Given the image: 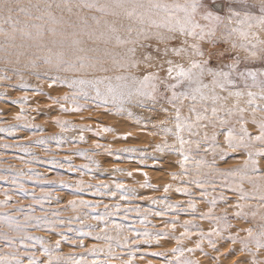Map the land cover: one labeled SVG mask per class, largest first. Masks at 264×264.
Returning <instances> with one entry per match:
<instances>
[{"label":"snow or ice","instance_id":"6c2138e0","mask_svg":"<svg viewBox=\"0 0 264 264\" xmlns=\"http://www.w3.org/2000/svg\"><path fill=\"white\" fill-rule=\"evenodd\" d=\"M28 77L41 83L33 86ZM13 79L24 95L11 100L20 109L12 117L15 123L0 125V133L30 129L32 136L28 144L0 143V149L15 148L32 159L21 157L26 169L0 167V182L10 186L0 189V264H133L141 244L159 247L161 241L173 245L149 253L161 264H264V0H0V82ZM44 85L66 91L53 96L43 92ZM29 90L32 96L45 95L49 109L127 120L153 141L115 150L94 141L89 154L75 147L86 142L85 132L113 133L119 140L133 133H116L99 121L94 130L60 115L52 117L60 134L36 136L43 128L25 112ZM5 99L7 92H0V101ZM39 109L31 111L39 114ZM70 132L79 135H64ZM49 141L72 145L71 155L87 162L74 166L66 156L42 163L66 166L81 177L100 168L93 159L100 149L117 160H138L136 170L144 177L139 187L152 192L160 189L140 166L151 161L163 167L175 156L178 170L168 173L172 183L163 185L159 197L139 195L115 180L47 181L119 197L104 204L103 212H89L100 203L82 198L49 211L44 204L59 198L44 188L37 196L27 187L45 179L30 167L36 162L31 147ZM230 159L238 163L221 167ZM169 192L187 199L173 203ZM13 196L30 197L31 203H14ZM137 200L150 207L133 205ZM69 209L72 215L65 218L62 212ZM130 213L136 214L133 223H127ZM182 215L188 218L181 221ZM168 216L172 219H164ZM149 217L160 218L162 227L149 231ZM233 220L248 226L237 228ZM85 237L103 246L85 247ZM63 244L83 251L65 254Z\"/></svg>","mask_w":264,"mask_h":264},{"label":"rangeland","instance_id":"374dc122","mask_svg":"<svg viewBox=\"0 0 264 264\" xmlns=\"http://www.w3.org/2000/svg\"><path fill=\"white\" fill-rule=\"evenodd\" d=\"M28 80L29 83L32 84L33 86L41 83V81H38L32 77H28ZM14 85H16L15 79H13L10 82L9 81L0 82V92H7L8 94V99L0 101V125L15 123L12 117L20 109V106L13 105L11 103V100L21 95H24V90L19 89L18 87L14 88L13 87ZM65 91L66 89L64 88L50 90L47 87V85H44L43 87L44 93H48L53 96L63 95ZM28 95H29V101L28 104L25 106V112L29 116H35V120H33L32 122L40 125L43 128V132L42 133L37 132L36 136H39L41 134L44 136H53L60 134L59 128L52 122V117L60 115L63 119L70 120L75 124H89L92 126L94 130L96 129L97 126L96 122L99 121V123L102 125L111 126L115 128L116 133L123 134L129 131L133 133L132 138H129L127 140H119V139H114L113 133H102L101 136L97 137L94 134V131L85 132L84 135L86 142L77 143L75 147L83 150H89V154H91L92 151L91 145L94 141L104 144L105 146L110 144L113 150L119 148H125V147L144 148L147 144H149V142L153 141L152 137L147 136L144 133L138 132L136 128L127 120L113 118L107 115L99 116L89 112H84L82 114L61 113L55 107H53L52 109L45 107L46 105L49 104V101L46 99L45 95L41 94V95L32 96L31 90L28 91ZM37 105L40 106L39 114L31 111V109L35 108ZM81 116H83L84 119H82ZM64 135L68 137H78L79 133L70 132ZM29 136H32V130L30 129L17 131L12 136H9L7 133H0V143L28 144L27 137ZM36 136H33V139H35ZM45 147L49 149L47 153L43 151V148ZM73 150H74L73 146L69 144H64L60 147H57L55 141H49L48 144L43 146L31 147V151L35 155L36 162L32 163L30 167L34 172L40 173L45 179L36 183L29 182L27 187L29 191L34 190L37 196L41 194L40 189L44 188L45 191L51 192L52 198H57V197L59 198V203H56L55 200L53 199L52 202L50 203L46 202L44 204V208L49 211H55L58 208H63V206L67 204L68 200L82 198L92 204L100 203V207L98 209H88L89 212H93V213L103 212L104 204H109V205L114 204L119 200V197L110 198V197L93 196L88 190H85L83 193H80L76 189L62 188L59 184H49L47 183V181L57 180L58 178L61 177L67 180L83 179L85 184H96L99 181H103L105 183H111L113 180H115L124 183L128 187H135L139 195H145V196L152 195L159 197L164 195L163 185L165 183H172L168 173L178 170L177 167L175 166V161L177 159V157L175 156L167 157L165 159L163 167L153 166L151 164V161H148L146 166H140L141 171L147 172L149 181L160 189V191L158 192H152L150 189H142L139 187V184L143 182L144 177L140 174L139 171L136 170L138 166V160L136 159L130 160L127 158H121L117 160L115 156H108L107 154H105L103 149L97 150V154L93 156V159H95L100 164V168L97 169L93 167L92 172L90 174L84 175L82 177L79 175V173H69L67 171L66 166L64 168H57L53 165L42 163V161H46L52 158H55L57 160H63L66 156L72 160L74 166H78L80 164L87 162L83 158L71 155ZM125 155H129V154H125ZM21 157H23L24 160L32 159V157L26 156L25 154L21 153L18 149L15 148L6 149V150L0 149V167H4V168L12 167L13 169H26L28 166L22 162ZM236 163H238V160L230 159L227 164H223L221 165V167H231ZM114 167L123 169L124 171L112 172V169ZM127 172H132L133 175L129 177L127 176ZM8 187H10L8 184L4 182H0V189H4ZM245 187H247V185H245ZM167 195L170 197V201L173 203L175 202L184 203L187 199L183 195L176 194L173 192H169ZM0 199H3L2 195H0ZM12 200L14 203H20L23 205H28L31 203L30 197L18 199L16 196H13ZM132 203L133 205L139 204L141 208L150 207L148 201L137 200V201H133ZM36 207H37L36 214L39 215L40 214L39 206ZM152 207H156V206H152ZM198 207L203 210L204 205L200 204L198 205ZM219 210H222V208L218 209V211ZM229 214H231V210H229ZM62 215L65 218L72 215L71 210L69 209L63 211ZM129 215L131 219L127 221V223H133L135 221L136 214L130 213ZM187 218L188 217L183 215L180 217L181 221ZM114 219L117 222H123L120 217H114ZM148 219L150 220V224L147 226L149 231L158 230L160 227H162L160 218L149 217ZM164 219H172V216L165 217ZM86 223H92L95 225L96 222L88 220L86 221ZM232 223L237 228H243L248 226L247 224L235 220H233ZM152 225H155L156 229H153ZM134 226L140 230H143L144 228V226L139 224V222H135ZM203 226L206 227V225ZM73 227H79V225L74 224ZM84 230L87 231V229ZM98 230L99 229L97 228L96 231ZM33 235L46 236L47 234L40 231H33ZM73 238H75V236ZM84 243H85V247H90L93 244L103 246L102 241H97L93 237H85ZM172 246L173 245L171 241H161L159 247L155 246V244H153L152 247H148L147 245L141 244V247L137 252V259L134 260L133 264H161L159 257H153L149 253L160 251L165 248H170ZM62 250L65 254L73 253V252L79 254L83 251V249L80 248L73 249L70 246V244H63ZM141 255H143L144 257L143 259H139ZM100 258L102 259L103 256L101 255ZM91 259L92 257H89L90 261ZM124 259H127V256H125ZM111 264H119V261H113L111 262Z\"/></svg>","mask_w":264,"mask_h":264}]
</instances>
